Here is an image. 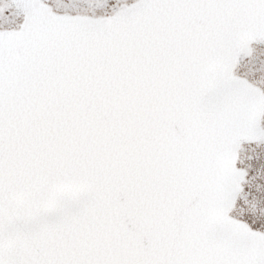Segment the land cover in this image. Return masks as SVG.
Returning a JSON list of instances; mask_svg holds the SVG:
<instances>
[{
    "label": "snow or ice",
    "instance_id": "6c2138e0",
    "mask_svg": "<svg viewBox=\"0 0 264 264\" xmlns=\"http://www.w3.org/2000/svg\"><path fill=\"white\" fill-rule=\"evenodd\" d=\"M0 264H264V0H0Z\"/></svg>",
    "mask_w": 264,
    "mask_h": 264
}]
</instances>
